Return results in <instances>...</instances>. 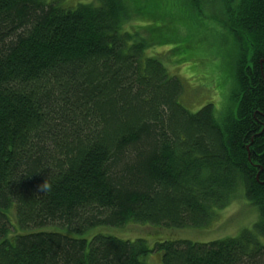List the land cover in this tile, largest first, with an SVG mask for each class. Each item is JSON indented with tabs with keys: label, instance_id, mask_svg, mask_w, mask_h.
Wrapping results in <instances>:
<instances>
[{
	"label": "trees",
	"instance_id": "1",
	"mask_svg": "<svg viewBox=\"0 0 264 264\" xmlns=\"http://www.w3.org/2000/svg\"><path fill=\"white\" fill-rule=\"evenodd\" d=\"M217 8L234 42L221 119L187 110L146 56L169 22L142 18L148 43L121 30L123 0H0V264H264V0ZM239 191L257 219L235 237L149 247L100 231L199 226Z\"/></svg>",
	"mask_w": 264,
	"mask_h": 264
},
{
	"label": "rangeland",
	"instance_id": "2",
	"mask_svg": "<svg viewBox=\"0 0 264 264\" xmlns=\"http://www.w3.org/2000/svg\"><path fill=\"white\" fill-rule=\"evenodd\" d=\"M123 1L126 5L127 21L121 30L137 33L148 43L150 34L145 29L147 22L142 21V18L150 17L152 24L158 26L167 25L169 22V30L163 28L160 31L161 36H165V41L154 39L156 42L146 48L145 54L157 57L169 75L177 76L181 80L179 100L182 105L190 112H195L203 105L211 103L218 119L226 116L235 104L230 97L234 84V42L214 15L224 0H198L197 6L191 0ZM90 2L96 3L97 0H61L67 6ZM10 215L13 218V212ZM256 219L255 207L239 191L230 196L224 205L216 207L212 218L199 226L168 228L129 223L121 228L106 227L94 231L100 230L121 238H144L149 247H152L154 243L163 240L207 242L235 237L251 227ZM146 260L151 263L159 262V251L150 252Z\"/></svg>",
	"mask_w": 264,
	"mask_h": 264
},
{
	"label": "clouds",
	"instance_id": "3",
	"mask_svg": "<svg viewBox=\"0 0 264 264\" xmlns=\"http://www.w3.org/2000/svg\"><path fill=\"white\" fill-rule=\"evenodd\" d=\"M48 187V185L46 184H43L42 188H43V191Z\"/></svg>",
	"mask_w": 264,
	"mask_h": 264
}]
</instances>
